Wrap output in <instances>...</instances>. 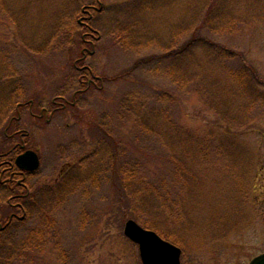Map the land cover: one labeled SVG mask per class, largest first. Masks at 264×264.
I'll list each match as a JSON object with an SVG mask.
<instances>
[{
    "label": "rangeland",
    "instance_id": "374dc122",
    "mask_svg": "<svg viewBox=\"0 0 264 264\" xmlns=\"http://www.w3.org/2000/svg\"><path fill=\"white\" fill-rule=\"evenodd\" d=\"M99 1L103 11L88 10L94 15L93 30L101 35L93 48L84 45L87 52L94 50L78 64L94 68L100 79L79 96L76 107L63 109L64 98L74 96L65 84L74 77L75 60L82 57V47L68 42L64 32L75 28L76 10L82 4L98 8L99 3L0 0V107L12 100L5 97L18 81L31 98L6 122L0 115V152L23 141L39 153L38 169L24 180L31 190L53 183L62 173L74 176L87 162L106 163L112 169L116 156L119 166L140 167L151 180L165 183L174 198L180 196V206L171 215L139 210L109 172L98 174L97 186L75 182L76 189L62 198L43 190L32 199L38 203L25 211L20 197L14 196V184L1 189L8 172L1 173L5 166H0V197L5 206L12 205L6 217L5 206H0V261L4 257L8 264H142L137 245L123 232L126 219L133 218L149 229L157 227L167 237L163 238L179 246L181 264L247 263L264 251V111L252 113L241 127L221 122L193 88L173 83L166 73L170 57L157 46L172 39L175 26L187 28L183 42L199 37L237 55L207 72L224 78L228 68L243 65L264 90V0ZM142 6L145 10L136 12ZM87 12L81 10L79 19ZM204 19H215L221 30L197 31ZM110 20L118 29L129 28L136 42L145 37L148 46L119 43L117 27L109 33ZM201 49L190 52L204 68L207 52ZM169 51L173 55L179 48ZM128 91L132 100L126 104L134 109L117 114V104ZM159 108H164L162 120ZM173 130L195 132L193 142L206 144L205 151L184 150ZM188 151L194 156L186 163L189 182L181 190L183 179L174 177L181 161L173 162V155L182 159ZM85 154L88 158L83 160ZM56 200L61 201L52 205ZM11 212L17 216L7 223ZM29 236L26 245L22 241Z\"/></svg>",
    "mask_w": 264,
    "mask_h": 264
},
{
    "label": "trees",
    "instance_id": "16d2710c",
    "mask_svg": "<svg viewBox=\"0 0 264 264\" xmlns=\"http://www.w3.org/2000/svg\"><path fill=\"white\" fill-rule=\"evenodd\" d=\"M146 6V4L144 5ZM140 7L136 12L140 13L141 11L145 10L146 7ZM144 7V8H143ZM103 11V10H102ZM76 15L78 18L75 19V28L65 30L63 36L65 37L68 42H74L77 46L76 48L83 47L85 44H89L86 39H88L87 34H85V31L90 30L87 26H82L83 24L78 22V19L81 14V10H76ZM214 18V16L212 17ZM215 19H204L202 21V24L199 23V25L196 27L197 31H202L204 29L206 30H218L221 28H218L214 23ZM93 20L90 19L89 24L91 28L95 27L91 24ZM228 21L230 23H227L228 26H230L232 22V18H229ZM210 22V24H206ZM120 27L118 24H113V22L110 20L109 22V29H111L110 34L114 32V30ZM204 29H201V28ZM85 28V29H84ZM226 28H228L226 26ZM94 29V28H93ZM116 29V30H117ZM174 33L172 34V39L168 41V39L163 42L162 44H159L158 42V48L162 49L164 53H166L165 56L170 57L166 69V73L168 76H170L171 80L175 85H177L179 88H183L185 86H188L189 88H193L192 91H194L196 94L199 95L200 100L204 103V105L208 106L211 110H213L218 117V120L221 122L227 124L228 126L232 127H241L245 124H247L252 119V113L255 111H264V90L260 89L263 86V83H259L258 80L256 81L255 78H252L251 73L244 68L243 65L239 66H232L231 68H228V70L224 74V78L217 74H212L207 72V68H212L213 66L219 67L223 62L225 61H231L237 58V55H234L233 52H230L226 48H220L218 49L217 45H215L212 42H209L208 40H205L203 38L194 37V39H191L189 41L183 42V36L185 35L187 28L184 29L181 26L174 27ZM223 29V28H222ZM71 31H73V35H71ZM119 35L121 37L117 38V41L119 43L122 42L124 46L127 47H147L149 41L140 39L136 42V37H132L130 35L129 28H120L117 30ZM92 38L94 40V43L97 41L98 36L101 35V31H94L92 30ZM105 32V31H104ZM90 37V36H89ZM207 37V36H206ZM141 45V46H140ZM86 46V45H85ZM88 46H91L90 44ZM202 48L201 50L206 51L205 53L207 56H205L206 66L201 67L202 65H205L204 63L201 64L200 58H194V56L191 54V50L193 48ZM179 51L171 55L172 52L169 50L178 49ZM83 54V53H82ZM192 57V58H191ZM201 64V65H200ZM199 67V71L195 69V67ZM73 67V66H72ZM192 67L194 68L193 70ZM71 70H74L75 73H73V78H71L65 85H67L69 88H73L74 90V96L67 98L72 99L73 103L66 102V104L63 106V109L68 107H76L77 103L76 101L79 100V96L81 94L86 93L89 91V89L93 88L99 79H96L95 82H88L87 78H90V72L87 70V68L83 69L82 71H77L75 67H73ZM90 70L94 74L95 70L94 68L90 67ZM192 87H191V86ZM65 86V88H67ZM135 96V93L133 94V98ZM11 97L12 100L10 102L4 101V104H1L0 107V115L3 116V120L6 122L7 118L13 117L14 114H17L18 109L21 108L24 101H31L30 96L28 95L27 90L25 89V86L21 82H17L16 85L13 87V89L6 95L5 98ZM132 100V94L131 91L126 92L123 94L122 99L117 104V114H123L128 111H131L134 108H132L129 104H126V102ZM35 101V100H33ZM31 103V102H30ZM35 103V102H34ZM33 104V102H32ZM37 106L39 105V102L36 100L35 103ZM55 106V105H54ZM54 108V107H53ZM158 112V118L161 120L164 119V108H159L157 110ZM264 113V112H263ZM11 115V116H10ZM9 120V119H8ZM162 124V122H161ZM145 128V127H144ZM1 131V127H0ZM173 132L177 137H179V145L181 143L184 150L193 149L197 150L200 149V151H205L206 144H199L194 143L193 138L195 137V132L192 131H179L176 130ZM172 133V134H174ZM118 147L115 145V154ZM172 151V150H171ZM170 151V154H171ZM7 148H3L0 152V160L5 159L6 155H1V153H6ZM205 155V153H201ZM184 157L182 159H177L173 155V162H176V164L179 163V166L177 165V168H175L174 177L178 179L181 177L182 185L179 186V188L182 190V187L187 186L188 179H185L186 175L190 176L189 173V167L187 166V162H191L193 159L194 153L185 152L183 153ZM102 157V156H100ZM87 159L88 157L85 156L82 158L83 160ZM98 164V163H97ZM94 165V163L87 162L84 165H80V167L77 168V174L70 176L68 172L62 173L59 178L54 181L53 183L46 184L40 188H36L34 190H31V187L26 186L23 187L22 184H19L15 182L14 180L10 181L9 184H3L1 189H12L10 185L14 184L15 193L23 194L20 196L21 202L20 204L23 205L22 208L28 209L30 205H33L34 203L37 204L38 202L33 201V197L36 198L39 196V193L41 191H47V193L53 194L54 196H60L62 198L64 195H66L67 190H75L77 185L79 183H87L91 182L92 185L97 186L98 185V174H101L103 176H107L109 172L112 173L114 182L117 184V187H119L122 190H126L127 197L131 195L129 198V201L131 205L137 207L139 210H143L144 212L148 214L152 213H160L164 211L165 213H168L171 215V212L173 208L178 204L179 205V198H174L170 191L168 186L166 189L163 187L165 186V183L162 182H156L148 178V176L145 175V173L142 172L140 167L131 166V164H121L120 166L116 163V156H115V164L112 165V169L107 167L106 163L100 162L98 164ZM4 166V165H1ZM8 166V164H7ZM79 166L78 164H73L71 167ZM74 170L73 168L71 171ZM96 175V176H95ZM75 182H78V184L74 185ZM131 184V185H130ZM168 184V183H167ZM166 184V185H167ZM16 188V189H15ZM130 190V191H129ZM243 191L241 192V194ZM34 195V196H33ZM181 195V193H180ZM19 198V197H18ZM1 203L4 202V198L0 197ZM59 201L56 200L52 202V205L59 204ZM171 204H174L173 206ZM171 205V206H170ZM0 206H5L3 203ZM12 208V205L9 204L5 206L6 211H3L2 215L4 217L9 215L10 209ZM14 207H18L17 204L13 205ZM44 212H48L49 209L43 210ZM43 212V213H44ZM147 222V221H146ZM18 224V223H17ZM143 226L146 227L147 224L143 223ZM156 232H158L160 235L166 237L163 235L161 231L155 228ZM167 238V237H166ZM168 239L172 240L168 237ZM173 241V240H172ZM24 244L29 245L31 242V237L29 236V239L27 241H22ZM22 247H19L18 249L20 251L24 250V245ZM8 264V260H6L4 257L1 258L0 264Z\"/></svg>",
    "mask_w": 264,
    "mask_h": 264
},
{
    "label": "water",
    "instance_id": "95a60500",
    "mask_svg": "<svg viewBox=\"0 0 264 264\" xmlns=\"http://www.w3.org/2000/svg\"><path fill=\"white\" fill-rule=\"evenodd\" d=\"M15 163L20 168L34 170L39 166V157L35 150L27 149L15 158ZM123 232L137 244L142 264H181V248L161 237L156 231L128 218L124 222ZM246 264H264V251Z\"/></svg>",
    "mask_w": 264,
    "mask_h": 264
},
{
    "label": "flooded vegetation",
    "instance_id": "af4514ba",
    "mask_svg": "<svg viewBox=\"0 0 264 264\" xmlns=\"http://www.w3.org/2000/svg\"><path fill=\"white\" fill-rule=\"evenodd\" d=\"M97 2L99 3V7L98 8L95 7V5L93 3L90 4V5H83L82 4L81 7H80V10L85 11V12L88 11L87 12L88 16L81 17L78 20L79 23L87 26L90 29L87 32H85V34H87V35L90 36V37L88 36V39H86V41L89 42V44L91 45L90 46L91 48L94 47V40L92 38L93 36H92V32H91L93 30V28H91L90 25H88V24H89L90 19H92L94 15H93V13L89 12L88 8L93 7L95 9V11L101 12L102 11L101 2L99 0H97ZM99 37L100 36H98V38ZM86 50H87V47L83 46L82 47V53H83L82 54V57L77 58V60H75V62H74L75 68H76L77 71H82L83 69L87 68V70L90 72V75H91V77L88 78V82H95V80L96 79H100V77L97 76V75H95V74H93L92 71L90 70V67H88L87 65H84V64L79 65L78 64L79 62L82 61L83 58H85L86 54L92 53L94 49L92 51H88V52ZM64 100L65 101H63V103H61L62 104V107L66 104V102H69L66 97L64 98ZM70 102L73 103V101H70ZM42 108H44V107H42ZM41 113H42V111H41ZM28 148H30V147H26L25 142H23V141L20 142L19 141V142H16L14 145L8 147L6 153H4V154L1 153V155H6V160L5 159L0 160V166L1 165H4L5 166L4 169L1 171V173L4 172V171H7L8 172V175L5 176V178H3V181H5L7 184H9L10 181L14 180V177H18L19 176V179H17V183H19V184H25L27 186V184L24 181L25 178H27V176L35 173L36 170L27 171L25 169L19 168L15 164V158L19 154H21L23 151L27 150ZM37 154H38L39 163H40V155H39L38 152H37ZM0 158H1V156H0ZM7 164H8V166H7ZM22 195L23 194H20V193L14 194V196L17 197V198L20 197V196H22ZM12 215L17 216L15 212H11V214L9 216V220H8L7 223H10L11 222L10 219H11V216Z\"/></svg>",
    "mask_w": 264,
    "mask_h": 264
}]
</instances>
